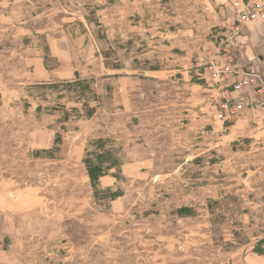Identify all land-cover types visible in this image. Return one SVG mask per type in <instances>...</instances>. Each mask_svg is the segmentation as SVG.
Instances as JSON below:
<instances>
[{
  "label": "rangeland",
  "instance_id": "1",
  "mask_svg": "<svg viewBox=\"0 0 264 264\" xmlns=\"http://www.w3.org/2000/svg\"><path fill=\"white\" fill-rule=\"evenodd\" d=\"M263 56L264 0H0V264H264Z\"/></svg>",
  "mask_w": 264,
  "mask_h": 264
},
{
  "label": "trees",
  "instance_id": "2",
  "mask_svg": "<svg viewBox=\"0 0 264 264\" xmlns=\"http://www.w3.org/2000/svg\"><path fill=\"white\" fill-rule=\"evenodd\" d=\"M45 64L47 66V68H52L51 66L49 67L48 63H47V59H45ZM113 69H120L119 67H113ZM76 75H79V73H76ZM76 81H73V82H69L70 85L72 83H74ZM77 84H82L80 82H77ZM82 88H89V85L88 86H82ZM86 108H87V116L91 117L92 114H93V109H88L87 105L85 104ZM38 110H40V107H38ZM59 140V137H57L56 139V142ZM109 153V152H107ZM104 153H100L98 155V157H102ZM116 163H112L111 164V167L110 168H114L116 165ZM88 171H89V176L92 180L93 183H96L100 177L103 176L102 172H103V168L101 166H97L95 163L93 162H88ZM117 195L116 194H113V198L116 197ZM233 234L236 237L238 238H241V236H243L244 239L240 240V244H248V239L246 237V234L243 232V231H238V230H235L233 231ZM233 244V243H231ZM253 252L255 253H258L259 255H264V238L263 239H258V241L253 245Z\"/></svg>",
  "mask_w": 264,
  "mask_h": 264
},
{
  "label": "crops",
  "instance_id": "3",
  "mask_svg": "<svg viewBox=\"0 0 264 264\" xmlns=\"http://www.w3.org/2000/svg\"><path fill=\"white\" fill-rule=\"evenodd\" d=\"M257 69V72L264 76V56L260 58L258 62L252 63ZM248 90L244 88L241 92L240 100L243 101L242 105L247 104L248 108L256 109L261 115L264 116V90H253L252 93H248Z\"/></svg>",
  "mask_w": 264,
  "mask_h": 264
},
{
  "label": "built area",
  "instance_id": "4",
  "mask_svg": "<svg viewBox=\"0 0 264 264\" xmlns=\"http://www.w3.org/2000/svg\"><path fill=\"white\" fill-rule=\"evenodd\" d=\"M239 75H240L241 77L243 76V80H244V78H245V74H244V73H243V74H242V73H239ZM243 83H244V85H246V84H245V83H246V80H244ZM254 83H255V84H258V86H260V87H259L260 90H261V89L264 90V76H262V75L260 76L259 74L256 73V74L254 75ZM259 89H258V90H259Z\"/></svg>",
  "mask_w": 264,
  "mask_h": 264
}]
</instances>
